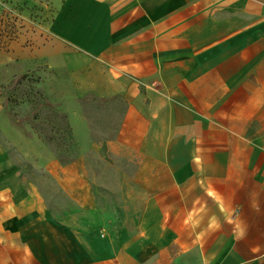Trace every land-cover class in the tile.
Wrapping results in <instances>:
<instances>
[{
  "label": "crops",
  "instance_id": "crops-1",
  "mask_svg": "<svg viewBox=\"0 0 264 264\" xmlns=\"http://www.w3.org/2000/svg\"><path fill=\"white\" fill-rule=\"evenodd\" d=\"M50 2L56 40L0 66L45 58L105 103L75 113L109 170L46 154L73 204L52 202L3 145L0 91V264H264V0Z\"/></svg>",
  "mask_w": 264,
  "mask_h": 264
},
{
  "label": "rangeland",
  "instance_id": "rangeland-1",
  "mask_svg": "<svg viewBox=\"0 0 264 264\" xmlns=\"http://www.w3.org/2000/svg\"><path fill=\"white\" fill-rule=\"evenodd\" d=\"M55 17L50 0H0V49L5 51L14 44L18 48L33 49L35 53L37 47L56 40ZM0 67L5 72L0 80L5 149L27 174L40 182L45 192L50 191L47 195L52 202L71 206L73 203L61 190L59 179L46 171L42 159L46 154H55L68 164L86 150L90 152L87 159L92 168L109 170L107 161L93 156L92 143L83 141L76 128L75 113L76 109L85 107L89 116H93L105 103L89 99L84 103L77 101L68 71L51 68L45 58L16 60L13 71L4 65ZM103 128L107 135L108 128ZM114 128L111 127L113 133ZM8 134L15 135L18 142L14 144ZM95 174L99 179L114 178L108 171Z\"/></svg>",
  "mask_w": 264,
  "mask_h": 264
}]
</instances>
